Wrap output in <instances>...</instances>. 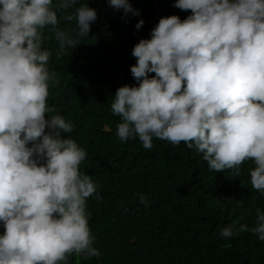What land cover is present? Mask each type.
Instances as JSON below:
<instances>
[{
	"label": "clouds",
	"instance_id": "clouds-1",
	"mask_svg": "<svg viewBox=\"0 0 264 264\" xmlns=\"http://www.w3.org/2000/svg\"><path fill=\"white\" fill-rule=\"evenodd\" d=\"M107 2L140 15L129 0ZM174 7L190 14L161 17L132 48L136 84L112 96L115 135L147 150L154 139L183 143L216 173L238 177L250 161L251 187L264 197V0H175ZM96 19L80 0H0V264L101 256L87 211L90 198L102 200L100 186L81 170L88 153L70 135L75 124L48 103L59 81L48 67L53 49L44 46L54 40L57 58L71 54ZM254 212L251 226L232 223L220 236L250 232L264 242V209Z\"/></svg>",
	"mask_w": 264,
	"mask_h": 264
},
{
	"label": "trees",
	"instance_id": "trees-1",
	"mask_svg": "<svg viewBox=\"0 0 264 264\" xmlns=\"http://www.w3.org/2000/svg\"><path fill=\"white\" fill-rule=\"evenodd\" d=\"M80 2L97 12L89 37L60 58L54 40L44 45L53 49L48 67L59 81L50 87L48 103L75 124L70 135L88 153L81 170L102 196L90 198L87 207L101 256H74L70 264H264V242L250 232L220 236L232 223L251 226L254 208L264 209V197L250 184V161L238 177L232 170L216 173L183 143L154 139L147 150L138 139L121 143L115 135L120 118L111 112L112 96L118 87L136 84L133 46L150 38L161 17L183 20L190 12L174 7L175 0H129L138 16H125L107 0ZM138 193L148 197L149 207L139 203Z\"/></svg>",
	"mask_w": 264,
	"mask_h": 264
}]
</instances>
